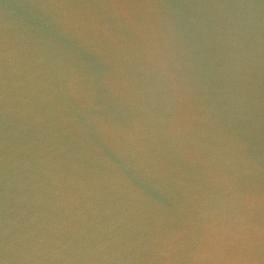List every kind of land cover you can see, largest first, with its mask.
<instances>
[{"label":"water","instance_id":"95a60500","mask_svg":"<svg viewBox=\"0 0 264 264\" xmlns=\"http://www.w3.org/2000/svg\"><path fill=\"white\" fill-rule=\"evenodd\" d=\"M0 264H264V0H0Z\"/></svg>","mask_w":264,"mask_h":264}]
</instances>
